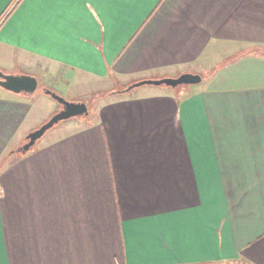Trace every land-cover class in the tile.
Returning <instances> with one entry per match:
<instances>
[{
    "label": "crops",
    "instance_id": "crops-1",
    "mask_svg": "<svg viewBox=\"0 0 264 264\" xmlns=\"http://www.w3.org/2000/svg\"><path fill=\"white\" fill-rule=\"evenodd\" d=\"M39 61L112 94L17 154L61 106L0 87V264H264V0H0Z\"/></svg>",
    "mask_w": 264,
    "mask_h": 264
},
{
    "label": "water",
    "instance_id": "water-1",
    "mask_svg": "<svg viewBox=\"0 0 264 264\" xmlns=\"http://www.w3.org/2000/svg\"><path fill=\"white\" fill-rule=\"evenodd\" d=\"M200 80L201 76L199 74L185 72L176 77L138 80L123 88L121 92H127L142 84H165L167 86L176 87L180 84H194ZM0 86L13 92L31 93L37 87V78L30 74H5L0 70ZM44 92L55 99L61 105V108L52 114L50 118L42 123L38 128L30 131L26 135L25 141L16 148V152L23 153L29 150L35 144L36 140L46 132V130L51 128L60 120L88 113L87 106L83 101L66 100L62 95L49 88L44 89Z\"/></svg>",
    "mask_w": 264,
    "mask_h": 264
},
{
    "label": "rangeland",
    "instance_id": "rangeland-1",
    "mask_svg": "<svg viewBox=\"0 0 264 264\" xmlns=\"http://www.w3.org/2000/svg\"><path fill=\"white\" fill-rule=\"evenodd\" d=\"M34 70H36L38 72L40 77L37 76V73ZM2 72H4L5 74H30V75H33L37 78V87L33 92L27 93V94H33V96L39 97V98L41 96L42 98H44L46 100V102L48 101L50 104L61 106L49 94H46L44 92V89H46V88L55 89L54 91L60 93L66 100H69V101L80 100V101L85 102L89 113L90 112L92 113L93 111H95V109L100 104V102L104 99H107L109 97V95H111L110 92L106 93L105 89H108V88H100V89H98L99 91H97V89H93L92 93L94 92V95L89 94V95H85V97H84V95L83 96H75L76 95L75 92L78 91V87L80 85L79 84L76 85L75 82L72 80H66L63 82L64 84H62V85H64V90L62 89V86H54L53 87V84L56 81V78L58 77V75L54 73V72H56V67L52 66L49 63L45 64L43 61L37 62V64H35L34 67L31 64V67L29 69H24L22 67H16L13 70L2 71ZM112 86H115V85H112ZM67 90L70 91L71 93L68 92ZM108 90H110V89H108ZM79 91L81 92L80 88H79ZM104 93H106V94H104ZM82 116L83 115L71 117V118L64 119V120H60L59 122L54 124L51 128L46 130V132L38 139L37 142H40L42 140V138H44L46 135H48L52 130H55L60 124H63L66 120H75V118H81ZM48 118H50V116ZM15 153L22 154L21 152H15ZM2 164H4V162H2Z\"/></svg>",
    "mask_w": 264,
    "mask_h": 264
},
{
    "label": "trees",
    "instance_id": "trees-1",
    "mask_svg": "<svg viewBox=\"0 0 264 264\" xmlns=\"http://www.w3.org/2000/svg\"><path fill=\"white\" fill-rule=\"evenodd\" d=\"M14 5H15V4H13V6H11V7L9 8L8 12H9V11L12 9V7H14ZM8 12H7V13H8ZM122 89H123V88H122ZM122 89H120V90H116V91H115V92H113V93H118V92H121V91H122ZM111 94H112V93H111ZM37 140H38V139H37ZM37 140H36V141H37Z\"/></svg>",
    "mask_w": 264,
    "mask_h": 264
}]
</instances>
